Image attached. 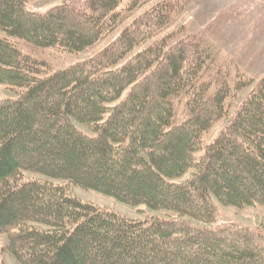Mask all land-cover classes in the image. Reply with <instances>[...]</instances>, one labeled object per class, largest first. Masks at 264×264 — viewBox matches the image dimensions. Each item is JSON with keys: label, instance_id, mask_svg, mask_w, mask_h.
<instances>
[{"label": "trees", "instance_id": "trees-1", "mask_svg": "<svg viewBox=\"0 0 264 264\" xmlns=\"http://www.w3.org/2000/svg\"><path fill=\"white\" fill-rule=\"evenodd\" d=\"M0 0V234L19 264H264V233L215 223L217 203L264 207V78L232 89L202 80L211 54L195 40L157 38L179 5L159 2L93 57L45 73L12 40L81 53L149 0H86L44 13ZM125 7V8H123ZM143 47V48H142ZM252 90L214 141L233 91ZM186 118L176 122L175 102ZM85 128L88 132L83 130ZM203 153L200 157L197 154ZM67 181L177 219L144 221L84 202ZM193 172L183 183L174 182Z\"/></svg>", "mask_w": 264, "mask_h": 264}, {"label": "rangeland", "instance_id": "rangeland-1", "mask_svg": "<svg viewBox=\"0 0 264 264\" xmlns=\"http://www.w3.org/2000/svg\"><path fill=\"white\" fill-rule=\"evenodd\" d=\"M86 0H31L27 3L28 11L44 13L61 4L81 6ZM169 0H149L142 8L125 13V20L118 28L100 42L81 53H67L60 49L35 48L22 40L12 42L22 51L47 64L45 73L63 70L76 63L83 62L113 42L132 22L159 2ZM179 7L173 14L171 23L161 31L157 38L173 36L172 41L195 40L206 46L211 54V61L203 74L202 80L215 82L225 78L233 89L237 83L257 82L264 78V0H171ZM125 8V7H123ZM143 48V47H142ZM253 85L233 91V97L227 102L228 115L203 136V146L211 144L227 126L233 114L244 102ZM18 92L5 85H0V99L16 98ZM185 98L175 102L176 122L186 118ZM85 132H88L83 128ZM89 133V132H88ZM203 153L197 154V158ZM193 172L174 182H186ZM22 180H41L64 187L68 193L84 202H90L101 208L116 212L130 219L144 221L152 217L177 219L178 215L167 211H154L143 206H132L103 193L83 190L67 181L52 179L32 172H25ZM218 216L213 224L194 220L191 225L201 228H216L225 224H234L244 228L259 229L264 233V207L223 206L217 203ZM8 235L0 234V264H19L15 257L6 250Z\"/></svg>", "mask_w": 264, "mask_h": 264}]
</instances>
